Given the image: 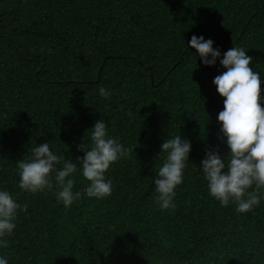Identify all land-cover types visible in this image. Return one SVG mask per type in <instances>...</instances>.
<instances>
[{
	"label": "trees",
	"instance_id": "16d2710c",
	"mask_svg": "<svg viewBox=\"0 0 264 264\" xmlns=\"http://www.w3.org/2000/svg\"><path fill=\"white\" fill-rule=\"evenodd\" d=\"M193 33L221 54L245 48L264 77V0H0V187L22 206L0 248L8 264H264V199L244 213L220 205L199 166L211 145L227 159L212 83L224 69L200 62ZM97 118L129 149L105 173L109 196L84 195L79 173L68 207L20 190L27 147L47 140L75 159ZM174 133L191 150L176 206L162 210L152 177Z\"/></svg>",
	"mask_w": 264,
	"mask_h": 264
},
{
	"label": "clouds",
	"instance_id": "9594fccd",
	"mask_svg": "<svg viewBox=\"0 0 264 264\" xmlns=\"http://www.w3.org/2000/svg\"><path fill=\"white\" fill-rule=\"evenodd\" d=\"M213 43L211 37L195 33L187 40L201 63L214 65L219 58L224 69L213 76L212 83L223 97L216 121L227 147V159L216 145H211L205 148L199 166L209 195L220 205L233 203L235 212L244 213L264 199V96L260 87L264 77L250 66L251 57L245 48L232 46L221 54L219 45L214 47ZM98 92L107 97L111 89L100 85ZM87 129L89 140L76 145L83 155L75 159L53 151L47 140L27 147V156L16 161L20 190L53 191L56 200L68 207L81 198V191L73 190L79 173L87 181L84 195L96 199L109 196L113 185L105 173L113 162L127 156L129 149L119 137L109 135L102 118L95 119ZM190 150V140L181 133L163 137L160 142L157 153L162 160L152 183L154 200L162 210L176 206L175 188L183 180ZM21 207L7 189L0 187V248L7 246L5 237L16 227L17 209ZM0 264H8L5 255H0Z\"/></svg>",
	"mask_w": 264,
	"mask_h": 264
}]
</instances>
